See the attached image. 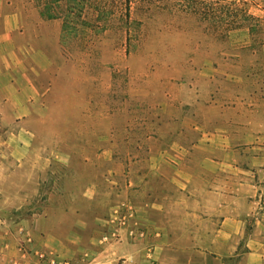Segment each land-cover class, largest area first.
Wrapping results in <instances>:
<instances>
[{
    "label": "crops",
    "instance_id": "obj_1",
    "mask_svg": "<svg viewBox=\"0 0 264 264\" xmlns=\"http://www.w3.org/2000/svg\"><path fill=\"white\" fill-rule=\"evenodd\" d=\"M21 14L0 0V264H34L45 251L78 264H264V62L256 87L225 89L203 67L194 97L128 162L101 141L75 151L45 140L46 103ZM258 70V71H256ZM102 138H105L103 134ZM138 150L139 148L136 147ZM154 239L104 243L116 206ZM31 254H24L23 242Z\"/></svg>",
    "mask_w": 264,
    "mask_h": 264
},
{
    "label": "rangeland",
    "instance_id": "obj_2",
    "mask_svg": "<svg viewBox=\"0 0 264 264\" xmlns=\"http://www.w3.org/2000/svg\"><path fill=\"white\" fill-rule=\"evenodd\" d=\"M8 1L22 16L29 49L44 51L30 60L39 63L45 113L50 114L45 140L74 150L80 160L96 156L86 146L108 140L120 147L117 156L126 162L144 157L148 137L167 128L170 117L180 112L181 98L194 97L188 86L200 84L204 66L219 68L225 89H254L261 76L245 74L244 67L263 65L264 33L251 36L244 29L221 37L192 15L141 13L135 6L125 26L120 3L97 20L88 2L64 50L63 20L42 15L50 6L61 11L64 0ZM250 5L264 24V0Z\"/></svg>",
    "mask_w": 264,
    "mask_h": 264
},
{
    "label": "trees",
    "instance_id": "obj_3",
    "mask_svg": "<svg viewBox=\"0 0 264 264\" xmlns=\"http://www.w3.org/2000/svg\"><path fill=\"white\" fill-rule=\"evenodd\" d=\"M62 0H58L60 2ZM60 5L61 11H54L55 7H46L42 15L49 19L63 20L62 44L67 50L65 42H70V35L78 32L79 23L88 2L96 8V18H103L106 10L115 3H120L124 12V25L128 26L131 20L133 6L141 13L158 11L180 12L196 17L200 24L211 28L221 37H229L233 32L248 30L251 36L264 33L262 16L256 14L250 2L252 0H64ZM89 24V23H88ZM94 28H99L95 23ZM128 41L129 29H127Z\"/></svg>",
    "mask_w": 264,
    "mask_h": 264
},
{
    "label": "built area",
    "instance_id": "obj_4",
    "mask_svg": "<svg viewBox=\"0 0 264 264\" xmlns=\"http://www.w3.org/2000/svg\"><path fill=\"white\" fill-rule=\"evenodd\" d=\"M136 215V209L134 204L130 200H124L120 202L112 212V225L102 235V241L104 243H111L114 241H120L123 238L125 232L134 240H143L145 238L154 239L158 237V233H150L146 229L136 228L132 226V221ZM23 242L22 250L24 254H31V251L27 249L26 243ZM148 264H156L154 253L156 250V244L154 241L148 242L144 245ZM34 264H78L71 259L59 260L57 256L51 255L45 251L37 250L33 252Z\"/></svg>",
    "mask_w": 264,
    "mask_h": 264
}]
</instances>
